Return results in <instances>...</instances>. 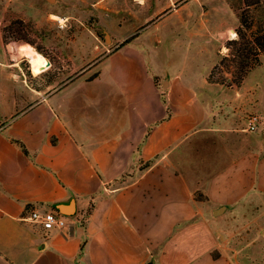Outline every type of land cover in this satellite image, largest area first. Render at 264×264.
Listing matches in <instances>:
<instances>
[{
    "label": "crops",
    "instance_id": "crops-1",
    "mask_svg": "<svg viewBox=\"0 0 264 264\" xmlns=\"http://www.w3.org/2000/svg\"><path fill=\"white\" fill-rule=\"evenodd\" d=\"M123 48L47 91L7 80L0 264H216L221 234L264 216V83L209 82L215 61L203 85L145 66L143 84L138 58L115 59ZM35 207L66 226L26 219Z\"/></svg>",
    "mask_w": 264,
    "mask_h": 264
},
{
    "label": "rangeland",
    "instance_id": "rangeland-1",
    "mask_svg": "<svg viewBox=\"0 0 264 264\" xmlns=\"http://www.w3.org/2000/svg\"><path fill=\"white\" fill-rule=\"evenodd\" d=\"M250 2L254 28L264 29V0ZM244 8L245 0H0V113L13 107L7 80L47 91L59 71H64L59 80L83 71L92 77L102 55L123 47L115 59L138 58L143 69L185 70L203 85L212 64L228 52L227 41L237 37ZM128 38L132 40L123 44ZM19 44L28 45V56L36 50L49 65L33 70L19 54ZM111 64V59L103 64L105 74ZM142 72L138 82L144 84L147 71ZM222 76L217 71L214 78ZM244 82L245 87L264 83V53ZM21 91L14 89L16 95ZM212 256L216 264H264V216L242 220L233 231L222 233Z\"/></svg>",
    "mask_w": 264,
    "mask_h": 264
},
{
    "label": "trees",
    "instance_id": "trees-1",
    "mask_svg": "<svg viewBox=\"0 0 264 264\" xmlns=\"http://www.w3.org/2000/svg\"><path fill=\"white\" fill-rule=\"evenodd\" d=\"M259 2V0H258ZM252 3L245 0V8L240 14V25L237 28V37L227 41L228 52L212 68L208 80L212 83L224 84L228 87L239 86L247 74L261 61L264 53V29H256L250 9ZM132 38L123 42L128 43ZM19 54L23 55L21 52ZM226 67L225 69H221ZM223 74L221 79H215V73ZM232 76L229 77L228 75Z\"/></svg>",
    "mask_w": 264,
    "mask_h": 264
},
{
    "label": "built area",
    "instance_id": "built-area-1",
    "mask_svg": "<svg viewBox=\"0 0 264 264\" xmlns=\"http://www.w3.org/2000/svg\"><path fill=\"white\" fill-rule=\"evenodd\" d=\"M251 128L254 129L255 126ZM25 218L31 222L41 224L47 231L63 228L67 224L65 213L57 209H42L40 207H35L27 210Z\"/></svg>",
    "mask_w": 264,
    "mask_h": 264
},
{
    "label": "bare ground",
    "instance_id": "bare-ground-1",
    "mask_svg": "<svg viewBox=\"0 0 264 264\" xmlns=\"http://www.w3.org/2000/svg\"><path fill=\"white\" fill-rule=\"evenodd\" d=\"M61 19V18H59ZM63 20V19H62ZM30 54V60H31V64H32V69L37 71L39 69H42L43 66L45 65V58L40 55L36 50L31 49L29 51ZM48 65H49V61H48Z\"/></svg>",
    "mask_w": 264,
    "mask_h": 264
}]
</instances>
